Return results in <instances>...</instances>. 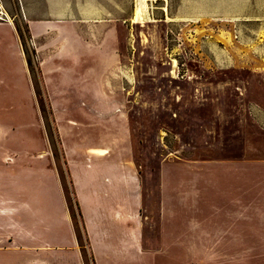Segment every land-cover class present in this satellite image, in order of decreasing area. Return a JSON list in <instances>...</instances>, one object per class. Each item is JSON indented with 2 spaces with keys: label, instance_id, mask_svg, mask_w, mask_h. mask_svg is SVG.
<instances>
[{
  "label": "rangeland",
  "instance_id": "obj_1",
  "mask_svg": "<svg viewBox=\"0 0 264 264\" xmlns=\"http://www.w3.org/2000/svg\"><path fill=\"white\" fill-rule=\"evenodd\" d=\"M142 1L0 0V263L52 220L75 243L45 264H264V31L194 39ZM133 217L136 252L88 238Z\"/></svg>",
  "mask_w": 264,
  "mask_h": 264
},
{
  "label": "crops",
  "instance_id": "obj_2",
  "mask_svg": "<svg viewBox=\"0 0 264 264\" xmlns=\"http://www.w3.org/2000/svg\"><path fill=\"white\" fill-rule=\"evenodd\" d=\"M61 2H63V0H61ZM179 3H181V19L183 25L188 26L189 30L194 32V39H197L196 35H199V37L204 35L213 36L217 42H221L216 38V35L227 34L229 30H222L224 29L223 27L230 28L229 25H232L238 43L246 42L247 37L245 33L258 34L260 31H264V0H181ZM54 178L60 196V204L62 206V197L58 180L55 175ZM118 179L120 180L119 175ZM115 218L119 220L117 217ZM131 220H133L132 226L129 229H124L119 246L111 242V238L114 234L106 227V222L104 220L99 222V228H96L95 221H87L84 219V222L88 238L90 240L94 238L104 240L105 243L113 248L111 255L115 257L119 256L122 250L128 248V240L134 247V249L132 248L133 252H136L135 250L138 246L136 230L137 219L133 217ZM19 225L21 224H18V226ZM60 225L61 224L57 222L54 223L52 220H46L44 223H31L29 227L32 228V231L22 229L8 232V236L11 237L9 243L13 244L10 245L12 249L6 251L10 254L8 256L20 257V260L14 262L16 264H45L43 259L46 258L47 254H56L58 252L56 248L59 246L61 247L63 243L66 245L75 243V236L72 234L70 223L67 224L69 225L68 229L65 228V239H63L62 231L57 229ZM91 225L93 226V230L90 228ZM32 232H35V234ZM10 233L11 235H9ZM128 235L131 237L128 238ZM42 236L50 237L52 242L50 241L51 243H48V245L42 244L46 242L44 240L46 238L43 239ZM31 239L36 240L31 242ZM48 246L52 247V249H47L49 248ZM111 248L108 249L110 252ZM94 255L96 256L95 252ZM111 255L109 254V256ZM0 264L9 263L4 262Z\"/></svg>",
  "mask_w": 264,
  "mask_h": 264
},
{
  "label": "bare ground",
  "instance_id": "obj_3",
  "mask_svg": "<svg viewBox=\"0 0 264 264\" xmlns=\"http://www.w3.org/2000/svg\"><path fill=\"white\" fill-rule=\"evenodd\" d=\"M141 1V0H140ZM145 1V0H143ZM142 1V3H143ZM149 1V0H148ZM151 1H157V0H151ZM164 1V0H163ZM143 5V4H142ZM145 6V5H144ZM143 6V8H144ZM138 8V7H137ZM146 8V7H145ZM165 8V6H164ZM139 9V8H138ZM138 9L135 10V14L132 18L133 21H137L136 20V17H137V12H138ZM164 10V9H163ZM141 12V11H140ZM1 14H4L2 11H0ZM216 38L219 39V41H221L222 43H224L225 45H228L231 43V35L230 34H219V35H216Z\"/></svg>",
  "mask_w": 264,
  "mask_h": 264
},
{
  "label": "trees",
  "instance_id": "obj_4",
  "mask_svg": "<svg viewBox=\"0 0 264 264\" xmlns=\"http://www.w3.org/2000/svg\"><path fill=\"white\" fill-rule=\"evenodd\" d=\"M76 237H77V239L79 240V235H78V233H76Z\"/></svg>",
  "mask_w": 264,
  "mask_h": 264
}]
</instances>
